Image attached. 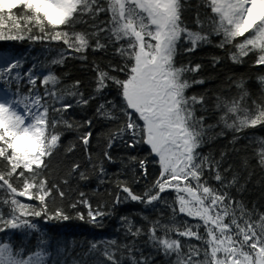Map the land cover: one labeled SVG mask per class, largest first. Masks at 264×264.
<instances>
[{
    "label": "snow or ice",
    "instance_id": "1",
    "mask_svg": "<svg viewBox=\"0 0 264 264\" xmlns=\"http://www.w3.org/2000/svg\"><path fill=\"white\" fill-rule=\"evenodd\" d=\"M201 2L210 11L205 12L203 18L199 12L196 13L194 23L201 30L193 31L182 18L188 0H0V40L24 39L23 35L12 33H32L33 28H36L39 35H29L30 39L62 42L67 46L59 58L52 61L53 64H63L71 53H84L89 47L93 51L105 49L107 44L101 43V33L107 34L104 38L109 44L125 41L116 52L126 58V62L123 67H112L113 71L125 73V79H119L97 67L95 93L100 94L108 87V81L115 84L121 99L119 111L126 118L119 133L109 139L108 148L112 147L116 135L127 133L131 137L129 147H135L137 143L150 146L151 153L158 157L160 173L142 195L134 193L127 184L118 183L117 186L126 196L121 198L117 195L116 203L126 200L146 205L166 203L162 194L175 191V205H169L173 213L178 211L202 222L207 238L193 231L192 227L180 230L155 221L147 230L148 242L165 256L175 254L173 264H264V214L253 220V213L242 203L234 200L228 191L210 186L204 178L205 172H209L214 180L221 183L222 189L238 181L233 176L225 182L220 162L197 151L204 142L206 128L204 117L196 116L195 106L202 105L204 97L187 96L185 93L192 84L203 83V80L190 83L184 74L196 72L201 66L175 65V56L182 39L190 44L184 51L192 52L200 43H210L211 35L223 37L219 47L232 45L235 48L230 55L233 62L240 63L242 57L253 53L255 64L264 65V0ZM16 8L24 10L22 17L13 14ZM101 13L108 14L107 21L90 25L91 32L74 30L77 23H87L84 17L95 21ZM204 28L208 31H203ZM241 37L242 40L239 39ZM90 38L96 39L94 46L90 44ZM81 58L86 59V56ZM19 67L18 59L0 54V81H18L19 72L13 73ZM38 79L35 74H29L28 83L32 87L28 89L27 95L0 98V163L4 164L0 168V192L5 193L0 204L10 207L7 219L0 213V223L12 229L37 230L38 226L26 217L69 219L59 207L49 215L48 204L55 203L57 198L53 193H57L61 199L65 193L56 183L49 187L44 173L59 147L61 134L56 130L57 126L63 124L68 128L73 127L63 115L73 107L71 102H64L66 97L75 98L76 105H88L97 98L96 95L85 98L78 91L79 81L71 89L58 90L60 80L51 72L40 79V84L44 86L43 93H40L36 90ZM258 80L264 85V76L258 77ZM237 87L243 89V83H238ZM246 96L247 92L242 91L238 99L217 104L218 108L223 106L225 109L220 119L227 128L238 132L264 124V104H256L255 111H251L243 106ZM105 103L110 104L112 109L118 107L111 100ZM105 103L98 105L96 114L116 119ZM55 114H59V118ZM230 117H234L231 123L228 122ZM91 124V119L84 122L87 126ZM91 136L89 131L80 137L85 151ZM71 150L70 147L68 151ZM103 155L109 161L112 160L107 150ZM257 156L259 165L264 167V141H261ZM139 166L146 177L145 161H139ZM79 167V164H74L72 171L75 172ZM99 174H105L102 165ZM80 178L86 179L87 176L81 172ZM17 183L20 184L19 188ZM63 183H67V180ZM80 196L83 197L84 193H80ZM18 197L37 201L38 204L22 203ZM77 203L89 209L88 217L92 223H98L97 217L106 215L99 209L93 210L86 199ZM76 206V203L71 205L72 208ZM78 215L83 219V214ZM122 219L127 220L126 217ZM200 226L198 223L195 227L198 229ZM161 229L163 235H158ZM127 230L133 237L144 234L141 228L133 230L131 221H127ZM172 231L181 237L204 240V259H199L198 247L189 248L188 253L184 254L180 240L169 238L168 233ZM116 244L115 240L108 242L109 246ZM124 247L132 253L131 247ZM98 251V245L93 242L86 255ZM102 255L105 264H120L108 247H105ZM48 260V252L40 246L25 255L22 248L14 250L9 243L0 242V264H48ZM132 264H148V258L136 259L133 256Z\"/></svg>",
    "mask_w": 264,
    "mask_h": 264
},
{
    "label": "trees",
    "instance_id": "2",
    "mask_svg": "<svg viewBox=\"0 0 264 264\" xmlns=\"http://www.w3.org/2000/svg\"><path fill=\"white\" fill-rule=\"evenodd\" d=\"M209 11L201 0H188L182 18L190 29L199 31L201 29L194 23V17L199 12L203 18L205 12ZM23 13L24 10L21 8L13 10L14 15L22 17ZM107 18V13H101L95 21L84 17L87 23H77L74 30L91 32L90 25L100 21L106 22ZM203 31L207 32L208 29L204 28ZM12 34L23 35L25 38L0 40V54L19 60L20 67L14 70L13 75L19 72L20 79L12 83L0 81V94L9 99L27 95L28 89L32 87L28 83L30 73L42 79L43 75L51 72L60 80V84L57 85L58 90L71 89V86L79 81L78 91L82 92L85 98L90 95H96L97 98L91 100L88 105H76L75 98L66 97L64 102H71L73 107L63 115L73 127L68 128L63 124L57 126L56 130L61 134L59 147L50 158L49 168L44 173L49 181V187L52 183H56L65 193L62 199L57 193H53L57 198L55 203L48 204L49 215L59 207L69 219H49L48 216L26 217L38 226L37 230L12 229L0 223V228H3V231H0V242L9 243L14 250L22 248L25 255L40 246L49 254L48 264H105L102 255L105 247L115 254L120 264H132L133 256L136 259L148 258V264H173L176 260L175 254L171 257L165 256L162 251H158L148 242L146 233L155 221L158 220L161 224L174 226L180 230L192 227L193 231H198L206 239L202 222L178 211L174 214L169 207L175 205V191L170 190L162 194L166 203L154 202L152 205H146L131 200L116 203L117 195L121 198L126 196L117 186L118 183L123 182L134 193L142 195L160 173L158 157L151 153L149 145L137 143L135 147H129L128 142L131 137L127 133L116 135L112 147L108 148L109 139L113 134L119 133L126 118L119 111L121 99L115 84L108 81V87L100 94L95 93L97 67L112 76L125 79V73L112 70L113 66L123 67L126 62V58L116 52L125 41L109 44L104 38L107 34L101 33V43L107 44L105 49L93 51L92 47H89L84 53H71L63 64H53L52 61L58 59L59 54L67 48L62 42L30 39L29 35H39L36 28H33L32 33L24 31ZM222 39V36L211 35L210 43H200L192 52L184 51L185 48L190 47V44L182 39L175 56V65L201 66L196 72L184 74V78L190 83L193 80H203V83L192 84L185 93L187 96L204 97L203 104L195 106V114L197 117H204L203 123L206 128L204 142L197 151L213 161L220 162V171L226 178L225 182L231 180L233 176H236L238 181L235 185L222 189L221 183L214 180L209 172H205L204 178L210 186L228 191L234 200L242 203L249 212L253 213L252 219L257 220L260 214H264V167L259 165L257 156L261 141H264V124L247 127L238 132L229 129L220 119L225 109L223 106L218 108L217 104L221 101L238 99L242 91L247 92L243 106L249 110L255 111L256 104H264V85L258 80V77L264 76V65L255 64L253 53L242 57L240 63L233 62L230 55L235 48L232 45L219 47ZM239 39L242 40L243 37ZM95 43L96 39L90 38V44L94 46ZM81 56H86V59H82ZM216 58H219L218 62ZM40 79L37 80L36 90L43 93L44 86L40 84ZM240 82L243 83V89L237 87ZM109 100L114 101L118 107L112 109L110 104L105 103ZM100 103H105V107L112 110L116 119L97 115L96 108ZM55 115L59 118V114ZM89 119L92 120L91 126L84 125ZM232 119L234 117H230L228 122L231 123ZM89 131L92 136L85 151L80 137ZM70 147L72 150L68 151ZM106 150L112 158L111 161L103 155ZM141 160L145 161L146 177L142 175L139 166ZM74 164L80 165L75 172L72 171ZM101 165L105 169L103 176L99 174ZM3 167L4 164L0 163V168ZM81 172L85 173L86 179L80 178ZM64 180H67V183H63ZM16 186L19 188L20 184L17 183ZM80 193H84V196L81 197ZM4 196L5 193L0 192V199ZM81 199H86L93 210L99 209L106 215L97 217L98 223H92L88 217L89 209L84 204L77 203ZM19 200L34 206L38 204L34 200ZM73 203L77 204L75 208L71 207ZM0 213L7 219L10 216L9 205L0 204ZM78 214H83V219ZM124 217L127 220H123ZM127 221L132 222L133 230L141 228L144 234L138 237L131 236L127 230ZM198 223L201 226L197 229L195 226ZM158 235H163L162 229ZM168 236L180 240L184 254L188 253L189 248L198 247L199 259H204L206 247L204 240L181 237L175 231L168 233ZM112 240L117 242L115 246L108 245ZM93 242L98 245L99 251L86 255ZM125 245L132 248L131 254L125 249Z\"/></svg>",
    "mask_w": 264,
    "mask_h": 264
},
{
    "label": "water",
    "instance_id": "3",
    "mask_svg": "<svg viewBox=\"0 0 264 264\" xmlns=\"http://www.w3.org/2000/svg\"><path fill=\"white\" fill-rule=\"evenodd\" d=\"M18 198H20V199H23V200H28L27 198H25V197H18Z\"/></svg>",
    "mask_w": 264,
    "mask_h": 264
},
{
    "label": "rangeland",
    "instance_id": "4",
    "mask_svg": "<svg viewBox=\"0 0 264 264\" xmlns=\"http://www.w3.org/2000/svg\"><path fill=\"white\" fill-rule=\"evenodd\" d=\"M5 95H3V94H0V98H2V97H4ZM150 147V146H149Z\"/></svg>",
    "mask_w": 264,
    "mask_h": 264
}]
</instances>
